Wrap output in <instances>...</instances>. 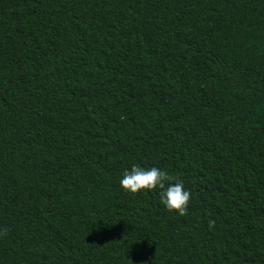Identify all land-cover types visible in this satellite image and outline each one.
<instances>
[{
  "label": "trees",
  "instance_id": "1",
  "mask_svg": "<svg viewBox=\"0 0 264 264\" xmlns=\"http://www.w3.org/2000/svg\"><path fill=\"white\" fill-rule=\"evenodd\" d=\"M0 264H264V0H0Z\"/></svg>",
  "mask_w": 264,
  "mask_h": 264
},
{
  "label": "clouds",
  "instance_id": "2",
  "mask_svg": "<svg viewBox=\"0 0 264 264\" xmlns=\"http://www.w3.org/2000/svg\"><path fill=\"white\" fill-rule=\"evenodd\" d=\"M121 188L130 193L159 189V201L169 211L184 215L190 200V192L183 181L156 166L141 167L133 164L124 170L119 181Z\"/></svg>",
  "mask_w": 264,
  "mask_h": 264
}]
</instances>
